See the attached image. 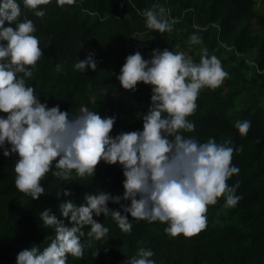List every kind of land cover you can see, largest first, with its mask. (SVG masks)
Instances as JSON below:
<instances>
[{
  "label": "trees",
  "instance_id": "1",
  "mask_svg": "<svg viewBox=\"0 0 264 264\" xmlns=\"http://www.w3.org/2000/svg\"><path fill=\"white\" fill-rule=\"evenodd\" d=\"M17 2L21 21H33L43 52L30 69L33 75L26 78V86L34 88L41 103L49 108L59 105L70 117L79 115L82 106L102 118L114 116L112 137L142 131V118L150 107L151 85L138 83L132 92L124 90L117 79L126 57L135 53V45L154 50L158 44V50H163L178 44L180 52L196 63L200 49L206 47L229 74L215 90L200 91L196 112L188 117L195 130L180 134L199 143L211 138L242 148L234 151L231 162L239 172L227 181L235 187L234 195L241 197L238 203L228 206L219 198L208 207L206 229L191 238L182 234L173 238L165 232L167 223L137 220L130 214L126 215L132 229L125 233L111 215L94 214L93 219L107 227L108 233L95 240L87 235L90 226H85L84 256L69 255L66 264H128L133 257L139 258L140 249L151 250L155 264H264V0H76L63 7L51 0L38 9L45 12L42 18L24 8L22 0ZM154 4L167 10L169 22L179 21L171 32L146 27L142 13ZM192 34L202 43L189 44ZM90 53L96 69H75ZM250 56L251 63H246ZM58 64L61 71L56 70ZM236 101L241 103L239 110ZM237 121L251 122L246 136L239 134ZM18 158L16 154L5 157L0 148V264H16L21 250L34 246L43 251L51 243L55 231L44 227L41 211L50 209V214L71 226L61 216L62 202L72 200L79 206L86 203V193L123 196L122 166L101 161L92 177L81 178L73 171L69 180H62L50 171L41 181L44 194L34 200L15 187ZM65 190L69 196L63 195ZM129 204L121 199L109 201L107 207L125 215L121 205Z\"/></svg>",
  "mask_w": 264,
  "mask_h": 264
},
{
  "label": "clouds",
  "instance_id": "2",
  "mask_svg": "<svg viewBox=\"0 0 264 264\" xmlns=\"http://www.w3.org/2000/svg\"><path fill=\"white\" fill-rule=\"evenodd\" d=\"M24 8L44 17L38 10L51 0H22ZM60 7L72 6L76 0H56ZM21 6L17 0H0V148L5 157L16 154L15 187L21 193L38 199L44 194L41 181L51 171L54 177L69 180L72 172L83 178L92 177L96 167L119 164L123 168V196L109 193L84 195L86 203L67 200L59 205L63 219L40 212L44 227L53 228L55 237L41 251L38 247L21 250L16 264H66L68 256L82 258L86 245L81 237L83 228L90 226L87 235L95 240L105 237L109 229L93 219V215H111L119 228L129 233L132 224L126 214L137 220L167 223L165 232L175 238H191L207 227V211L223 197L226 205L235 206L241 199L234 195L235 187L227 181L239 169L232 166L234 149L230 142L217 143L209 139L199 143L185 138L182 131L192 132L195 125L188 117L197 109L199 93L204 88L215 90L229 74L220 59L200 49L199 63L183 52L167 48L154 49L151 59L140 52L128 55L117 79L120 86L134 92L138 83L151 85V103L142 118V131L121 132L110 136L115 117L102 118L96 111L80 108V114L70 117L59 105L49 108L41 103L33 87L26 86L31 68L43 57L36 27L31 19L21 21ZM146 27L160 33L171 32L167 10L154 4L143 11ZM7 25V26H6ZM189 44L199 45L201 38L192 34ZM75 69H96L93 54L75 64ZM57 65L56 70L61 71ZM23 74V75H20ZM235 127L246 136L250 121H237ZM169 137H172L171 139ZM10 147H5V145ZM55 164V171H53ZM63 195L69 196L65 190ZM130 201L120 210L107 207L109 201ZM139 258L128 264H155L151 250H139Z\"/></svg>",
  "mask_w": 264,
  "mask_h": 264
},
{
  "label": "rangeland",
  "instance_id": "3",
  "mask_svg": "<svg viewBox=\"0 0 264 264\" xmlns=\"http://www.w3.org/2000/svg\"><path fill=\"white\" fill-rule=\"evenodd\" d=\"M139 37H140V36H139ZM140 38H141V39H144L145 37H140ZM139 46H142V47H143L142 44H139ZM155 46H156L157 49H160L158 44H155ZM156 48H155V49H156ZM168 50H169V51H172V52H180V50H179V48H178V44L169 47ZM228 54H229V53H228V51H227V52L223 53L222 55L224 56V58H226V57L228 56ZM192 59H193V58H192ZM246 63H251V56L246 58ZM234 64H235V62H230V65H234ZM246 75H249V72H246ZM240 105H241V103H240L239 101H236V103H235V109H236V110H239ZM262 105H264V102H262Z\"/></svg>",
  "mask_w": 264,
  "mask_h": 264
},
{
  "label": "built area",
  "instance_id": "4",
  "mask_svg": "<svg viewBox=\"0 0 264 264\" xmlns=\"http://www.w3.org/2000/svg\"><path fill=\"white\" fill-rule=\"evenodd\" d=\"M134 50L135 52H140L144 59L146 60L151 59V53L153 51L152 49L147 48V47L145 48L139 45H135Z\"/></svg>",
  "mask_w": 264,
  "mask_h": 264
}]
</instances>
